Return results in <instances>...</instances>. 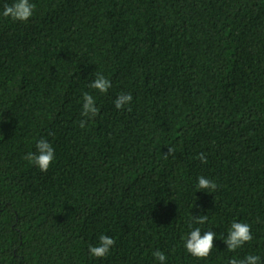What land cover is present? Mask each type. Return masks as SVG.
Here are the masks:
<instances>
[{"label":"trees","instance_id":"obj_1","mask_svg":"<svg viewBox=\"0 0 264 264\" xmlns=\"http://www.w3.org/2000/svg\"><path fill=\"white\" fill-rule=\"evenodd\" d=\"M30 2L18 21L0 0V264H264V0ZM41 138L46 172L24 159ZM235 221L253 239L229 251ZM197 227L216 233L206 258L184 247Z\"/></svg>","mask_w":264,"mask_h":264},{"label":"clouds","instance_id":"obj_2","mask_svg":"<svg viewBox=\"0 0 264 264\" xmlns=\"http://www.w3.org/2000/svg\"><path fill=\"white\" fill-rule=\"evenodd\" d=\"M35 4L30 0H13L11 4H5L3 6V17L11 18L12 20L26 21L33 15ZM92 89L98 90L101 93H106L111 88V82L103 74L97 73L96 78L89 85ZM132 101L130 93H120L114 100V105L117 109H121L124 105L129 104ZM99 113V109L95 104L94 97L88 92L83 93V104L81 115L88 118H94ZM80 127H85V121H80ZM36 152H29L24 159L31 163H34L42 172H46L55 158V152L51 144L41 138L36 141ZM172 148L168 149L167 154H173ZM198 157L202 163H207V158L203 153H198ZM197 189H208L209 192L216 189V184L204 176L197 177ZM208 217L206 215H200L193 217V220L197 224H205ZM216 237V233L207 230L201 235V229L199 227L191 230L184 239V247L188 253L197 258H206L211 254L214 247L213 241ZM253 239L250 225L247 223H241L238 221L232 222L228 229L226 238L222 240L227 246L229 251H235L242 247L245 243ZM115 244V240L107 235L101 234L99 236V243L96 246L89 245L90 255L102 258L108 255L110 248ZM152 255L160 261V264H165L166 256L160 250H155ZM228 264H261V258L257 255L248 254L243 259L231 258Z\"/></svg>","mask_w":264,"mask_h":264}]
</instances>
